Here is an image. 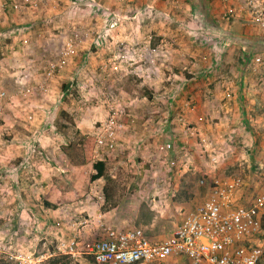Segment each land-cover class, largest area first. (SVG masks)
I'll list each match as a JSON object with an SVG mask.
<instances>
[{
    "label": "rangeland",
    "instance_id": "1",
    "mask_svg": "<svg viewBox=\"0 0 264 264\" xmlns=\"http://www.w3.org/2000/svg\"><path fill=\"white\" fill-rule=\"evenodd\" d=\"M213 1L217 13L212 3L206 9L203 0H0V264H53L54 255V264H100L82 248L76 257L55 250L84 229L82 198L58 206L70 212L75 223L69 226L43 200L50 186L61 192L71 186V159L62 146L87 134L97 139L109 123L123 125L119 136L114 134L112 148L97 143L94 157H104L100 149L111 148V156H105L109 176L100 183L116 190L118 203L135 193L131 183L136 180L178 182L181 169L192 173L212 165L219 177L239 175L243 190L253 193L247 201L256 198L264 187V169L257 168L258 162L255 168L247 163L250 153L256 161L264 150L262 139L244 137L239 147L228 134L220 142L216 132L200 135L196 121L208 132L228 124L214 100L220 95L216 85L225 90L238 79L231 72L236 64L227 66L230 49L242 50L254 73L264 70V50L249 52V42L241 37H264V0ZM32 39L50 53H32ZM69 61L78 69L75 75L61 71ZM74 78L77 84L62 95L66 81L71 84ZM260 81L264 91V74ZM198 85L208 95L201 101ZM75 116L86 124L78 128ZM166 188V193L173 188L179 193L174 186ZM142 190L149 193L145 184ZM262 233L256 242L264 250ZM79 235L76 245H87L88 236Z\"/></svg>",
    "mask_w": 264,
    "mask_h": 264
},
{
    "label": "crops",
    "instance_id": "2",
    "mask_svg": "<svg viewBox=\"0 0 264 264\" xmlns=\"http://www.w3.org/2000/svg\"><path fill=\"white\" fill-rule=\"evenodd\" d=\"M209 4H208V3ZM213 0H203L204 6L206 9H209V7H214L215 12H219V6L213 5ZM213 16V15H212ZM57 21H60L57 20ZM56 21V22H57ZM65 22L61 23V26L64 25ZM215 21L212 22L214 24ZM60 25V23H56ZM68 27L70 26V23H68ZM218 30H223L222 28L218 27ZM217 30V31H218ZM21 31V30H20ZM247 34V33H246ZM250 37L248 38V36ZM246 41L249 42V52L255 53L264 50V37L256 34H247L241 36ZM63 37H60L62 39ZM20 40L22 42V46H24V51L28 50L26 48L27 44H25V36L23 34L20 35ZM43 40V39H42ZM65 39L63 38V41ZM44 41V40H43ZM32 53H40L42 57H45L46 53H50L48 51H44L43 48L38 49V46L40 45V41L37 39H32ZM36 44V45H35ZM47 46V45H45ZM47 49L53 50L54 46L50 48V45L45 47ZM236 48V46H234ZM230 49V54L225 56L227 66L231 68L234 64V69H231L232 75H234L235 81L228 83L229 87L226 86L225 90L223 87H220L219 84L215 86V89L217 92L220 93V95L217 97V100H214V105H220L222 107V110H226V113L223 114L222 111L220 112L221 115H224L222 119L225 118V120L228 122L226 126L216 128L215 130H201L199 127L204 126V123L200 125L197 122V127L201 133H207L209 135L215 134V137L220 141L224 142V139L226 137H233L235 139H238V146L240 147V143L243 141V138L250 137L251 142L253 139H262V143H264V91L261 88V81L262 75L264 74V70L258 71L257 73H254L249 67H246V62L242 59V50H240V54L237 53L238 49ZM255 50V51H254ZM259 50V51H258ZM234 55V56H233ZM80 56V54H79ZM84 56V61H88V51L82 55ZM76 56L74 57V59ZM70 59V60H74ZM229 60H232V62H228ZM69 61L62 69L59 68V71L61 69L62 73H66L67 71H70L74 74V71L78 70L75 65H73V62ZM234 64L232 65V63ZM224 66V67H227ZM75 75V74H74ZM221 76H224L222 73ZM76 78V77H75ZM74 78V81L70 84L69 81L63 80V84H67L66 88L63 87L61 89L62 95L68 94L69 88L76 85V79ZM22 82V81H21ZM192 85V84H191ZM263 85V84H262ZM63 86V85H62ZM203 85L197 86V100L201 101L203 98L207 95L206 87H204V90H201L200 87ZM194 90L193 86L188 88V92H191ZM204 92L203 97L201 96V93ZM229 95V96H227ZM207 104V103H205ZM70 110V109H68ZM219 114V115H220ZM76 125L78 128H81L86 124V122L82 118L77 119L76 116L74 118ZM195 120H198L195 118ZM204 121V120H203ZM90 124V122H89ZM91 125V124H90ZM207 127H209V124H206ZM196 128V127H194ZM119 136V133H118ZM125 136H123L124 138ZM122 138V139H123ZM231 139V138H227ZM120 142V141H119ZM119 142L117 143V147H119ZM256 144V143H255ZM254 145V144H253ZM260 145V144H259ZM264 145V144H262ZM103 147V146H102ZM120 148V147H119ZM253 147V151H255ZM99 150V149H98ZM101 154L103 156H111V148L108 146L103 147L100 149ZM237 151V150H236ZM238 156H242L243 152L241 150L238 151ZM264 150L261 152L260 156L256 158V161L253 160V153H250V159L251 162L247 163L248 167L255 168L256 162L259 164L258 169L262 171L264 169ZM239 158V157H238ZM248 160V159H246ZM251 163L254 165L251 166ZM203 166V165H202ZM204 167H201L200 169H197L195 172L189 173L190 169L182 170V176L183 178L180 179V181H175L173 179L168 178H161V179H148L145 182L143 180H136V184L131 183V186L133 185L135 188V193L123 196L125 197L124 200L121 203H117L115 206L109 207V203L107 202V198L103 192V183H100L101 179H98L97 182L90 183V188L88 194L85 196V198H82L79 203H82L84 210H86V220L84 223V229L82 231L78 230L74 232V241L76 240L80 241L79 239V233L82 232V235L86 234L88 236V243L100 240L104 238H108L111 234H119V233H128L133 231H140L142 235H144L147 238L150 239H156V240H164L169 235H171L178 225L181 223L185 215L192 211L198 204H200L202 201H204L206 198H208L211 195V188L208 186L214 179H222L226 180V182H231V179L233 177H240L236 174H231L228 177H219L222 176L220 172L217 173V167L215 165H212L211 167L205 168L206 171H203ZM264 171V170H263ZM194 174V175H193ZM197 177H199L197 179ZM204 179L206 181V184H200V180ZM262 179V178H261ZM144 182V183H143ZM196 183L198 187L196 186ZM115 184V183H114ZM145 184V187L148 188L149 193L147 194L142 190V186ZM174 186L175 190H177L179 193H175L171 190L166 193L165 188ZM196 186V187H195ZM200 186V187H199ZM195 187V188H194ZM56 189V186H50V189ZM167 189V188H166ZM245 189V188H244ZM264 190V187L258 191V193L255 194L258 195L261 193V191ZM53 191V190H51ZM48 192V189L47 191ZM172 192V193H171ZM233 197V203L234 205H249L254 197L250 199V201H247V196L253 195L250 191L243 190V187L241 186V183L239 186L235 187L232 192ZM152 194V195H151ZM54 195L56 197L62 196V193L59 191H54ZM71 195V194H69ZM160 196V199H159ZM113 198L114 200L119 202V194H116ZM159 199V200H157ZM248 202V203H247ZM106 204V205H105ZM79 205L77 207H80ZM61 209V207H58L53 210V212H56V214H63L62 218L66 220V223H68V226L71 223H75L72 221V217L70 212L65 208ZM71 208V206H70ZM177 218V221H174V219ZM64 220L62 222H64ZM97 235V236H96ZM74 236H70L68 238L69 240L72 239ZM100 236V237H99ZM99 237V238H98ZM84 239V236H82ZM69 242V241H68ZM67 242V244H68ZM78 244V242H77ZM74 253L73 254H67L70 257H76L80 253V248L84 249L85 245H74ZM56 252H61L62 245H56ZM55 253V251L53 252ZM58 254V253H57ZM90 256V255H89ZM88 263H90L88 261ZM139 264H195L193 263L188 257L184 255H170L166 257L165 259H156L144 263ZM196 264H211L209 262H201Z\"/></svg>",
    "mask_w": 264,
    "mask_h": 264
},
{
    "label": "built area",
    "instance_id": "3",
    "mask_svg": "<svg viewBox=\"0 0 264 264\" xmlns=\"http://www.w3.org/2000/svg\"><path fill=\"white\" fill-rule=\"evenodd\" d=\"M57 67L58 64H52V69ZM107 125L110 129L97 137V143L112 148L114 134L123 125ZM240 183L239 177H233L231 182L214 179L209 185L201 179L200 184L211 188V195L188 212L164 240L147 238L140 231L113 233L89 242L84 252L100 264H139L170 255H184L195 264H264V250L256 242L262 228L264 190L249 205H234L232 192ZM76 244L72 240L62 245V251L73 254ZM12 257L21 263L29 262L22 255Z\"/></svg>",
    "mask_w": 264,
    "mask_h": 264
},
{
    "label": "trees",
    "instance_id": "4",
    "mask_svg": "<svg viewBox=\"0 0 264 264\" xmlns=\"http://www.w3.org/2000/svg\"><path fill=\"white\" fill-rule=\"evenodd\" d=\"M77 131L78 129H76V132ZM96 146L97 139L92 134L79 136L78 140L70 141L69 143H66L65 146H62L63 152L71 159L69 164V173L72 174L70 177L71 186L67 191H60L62 193L60 198L54 195V191H59L60 187L48 190V192H46L44 195L43 200L45 206L57 208L58 206H61V204L69 203L73 200H79L88 194L90 183L101 178H108L107 159L106 157H94ZM86 168H88V175L84 174ZM115 191L116 190H114L112 187L110 189L107 184H104L103 192L107 198L110 208L111 206H115L118 203L114 200L115 198H113L117 194ZM262 229H264V213L262 215V228L258 234V237L263 236ZM57 259L58 255H54L49 261L50 263L54 264Z\"/></svg>",
    "mask_w": 264,
    "mask_h": 264
}]
</instances>
